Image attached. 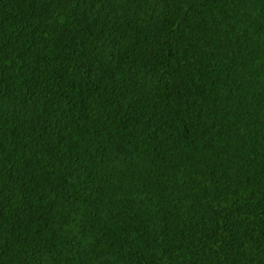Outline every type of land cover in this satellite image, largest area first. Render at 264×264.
Masks as SVG:
<instances>
[{
  "label": "trees",
  "instance_id": "1",
  "mask_svg": "<svg viewBox=\"0 0 264 264\" xmlns=\"http://www.w3.org/2000/svg\"><path fill=\"white\" fill-rule=\"evenodd\" d=\"M0 264H264V0H0Z\"/></svg>",
  "mask_w": 264,
  "mask_h": 264
}]
</instances>
